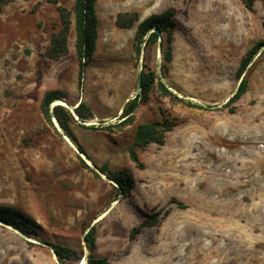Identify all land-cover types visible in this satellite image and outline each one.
Here are the masks:
<instances>
[{
	"label": "rangeland",
	"instance_id": "1",
	"mask_svg": "<svg viewBox=\"0 0 264 264\" xmlns=\"http://www.w3.org/2000/svg\"><path fill=\"white\" fill-rule=\"evenodd\" d=\"M248 1L97 0V49L80 88L74 28L66 56L46 55L61 26L57 6L9 0L0 12V206L20 211L34 228L29 242L0 223V264H59L54 245L81 257L66 264H84L92 227L96 253L111 264H264V46L246 69L249 88L235 113L224 107L239 87L242 59L264 42L262 1L251 9ZM61 3L73 9L74 0ZM169 7L177 10L172 62L165 63L160 38L138 58L137 24L118 28L117 15L137 11L142 21ZM144 58L182 101L155 88L122 125ZM50 90L64 92L68 106L83 101L91 109L86 122H70L89 161L55 116L54 127L43 116ZM166 118L178 126L164 145L138 151V167L129 152L138 126ZM104 166L131 174L126 194ZM156 212L159 223L132 238Z\"/></svg>",
	"mask_w": 264,
	"mask_h": 264
},
{
	"label": "trees",
	"instance_id": "2",
	"mask_svg": "<svg viewBox=\"0 0 264 264\" xmlns=\"http://www.w3.org/2000/svg\"><path fill=\"white\" fill-rule=\"evenodd\" d=\"M48 3L57 6V11L60 17V28L54 32L51 36L49 47L46 50V55L52 60H59L69 53V40L72 33V29L75 31V50L79 58L80 71H79V87L83 85L84 72L87 66L93 59L94 53L97 49L98 41V18L96 12L97 0H74L73 9H69L61 2L62 0H46ZM262 5L264 8V0ZM9 4V0H0V12ZM253 0L247 2V7L252 8ZM176 14L175 7H169L161 13H155L144 20H140V15L137 11L121 12L117 15L115 24L121 29H130L137 24L136 33L134 36V51L138 58L141 57L142 51H146L151 45L156 44L160 38V35L152 32L153 29L158 28L162 36V55L166 64H170L173 60V42L174 34L176 31ZM264 28V21H263ZM264 46V42L258 44L252 48L246 56L242 59V62L238 69V78L242 76L247 67L252 63L254 57L258 54L261 47ZM162 68L167 70V66L163 65ZM164 96H170L173 99H179L175 96L165 84L162 82L161 77L150 68L144 58L141 91L130 100L124 108L121 119L122 125L129 124L134 119V113L138 106L142 103L149 101L152 92L155 90ZM249 88L248 80L246 77L240 83V86L234 96L224 106L229 108L231 113H235L236 107L234 106L241 98L247 93ZM65 94L61 90H50L45 93L42 102V114L45 119L54 127L51 117V104L56 101L65 100ZM186 105L191 108L207 111L209 108L192 103L186 102ZM53 113L57 119L60 127L64 130L65 134L72 140L74 144L78 146V149L85 154L84 148L78 143L76 136L70 127V122L74 121L73 114L62 105H56L53 108ZM76 115L80 120L86 122L92 117V111L89 106L81 101L75 109ZM178 122L173 119L166 118L162 122L145 123L138 126L133 145L130 147V157L134 163L140 168L143 164L140 161L138 151L144 150L151 144L164 145L166 134L173 131ZM94 127L92 126L91 129ZM109 128V127H108ZM106 128V129H108ZM82 163L88 168L85 161L80 158ZM103 174H106L108 178L114 181L119 190L123 193H127L133 186L134 180L131 174L127 170L120 172H111L106 166L100 168ZM171 203H176L180 208H185V205L177 199H172ZM167 213V212H166ZM161 212H156L150 215L139 226L134 227L130 235L132 238H136L141 231L146 227H153L159 223ZM0 221L10 224L28 236L31 235L34 223L29 218L22 214L20 211L14 209L11 206H0ZM96 240L97 231L96 227H92L85 235L86 247L89 251L87 256V264H111L109 259L102 257L96 253ZM55 253L58 259L66 264L67 261L72 258L81 259L75 250L62 245H54Z\"/></svg>",
	"mask_w": 264,
	"mask_h": 264
},
{
	"label": "water",
	"instance_id": "3",
	"mask_svg": "<svg viewBox=\"0 0 264 264\" xmlns=\"http://www.w3.org/2000/svg\"><path fill=\"white\" fill-rule=\"evenodd\" d=\"M152 32H155V33H157V34L160 35V40H159L160 45H159V48H160V50H161V42H162V39H161V33H160V30H159L158 28H155V29L152 30ZM143 52H144V51H142V53H143ZM159 65H160V64H159ZM142 72H143V64L141 65V67H140V69H139V73H138V80H137V87H136L138 93L141 91ZM161 72H162V69H161V66H159V73H161ZM245 74H246V70L244 71V73H243L242 76L240 77V83H241V81L243 80ZM163 83L165 84V86H166V87H167V88H168L173 94H175V95H179L175 90L172 89V87L170 86V84H169L167 81L163 80ZM240 83H239V86H240ZM238 88H239V87H238ZM237 90H238V89H237ZM236 92H237V91H236ZM62 102H64V101H62ZM64 103H65V102H64ZM54 105H62V106L67 107V108L71 111V113L74 115V117H77V118H78V116H77L76 113H75V109H76V107H78L79 104H78L77 106H75V107H74V106H68L66 103H65V105L54 103ZM123 111H124V110H123ZM123 111H122L121 113H123ZM51 115L54 117V113H53V111H52ZM54 120H55V123L57 124V126H59L58 123H57L56 118H55ZM64 136H65V138L71 143L70 139H69L66 135H64ZM71 144H72V143H71ZM76 149H77V148H76ZM77 151H78V154H79V155H80L85 161H89L88 158L86 157V155H85L84 153H82L79 149H77ZM97 170H98V169H97ZM97 172H99V170H98ZM99 174L102 175L101 172H99ZM1 222H2V221H1ZM3 223H4V222H3ZM4 224H6V226H7L10 230L14 231V232L17 233L18 235H20L22 238H24L25 240H27V241L30 242V240H31L30 236H28L27 234H25L24 232H22L21 230H19L18 228L14 227V226H12V225H10V224H7V223H4ZM51 250H52V252L54 253V255L57 257V255H56V253H55V249H54L53 246L51 247ZM87 250H88V249H87ZM87 256H88V255H86V256L84 257V259H83V261H85L86 264H87ZM58 263H59V264H63L60 260H58Z\"/></svg>",
	"mask_w": 264,
	"mask_h": 264
},
{
	"label": "bare ground",
	"instance_id": "4",
	"mask_svg": "<svg viewBox=\"0 0 264 264\" xmlns=\"http://www.w3.org/2000/svg\"><path fill=\"white\" fill-rule=\"evenodd\" d=\"M57 104H63V105H65V103L64 102H62V101H60L59 103H57ZM0 223H3V222H1L0 221ZM4 224V223H3ZM6 225V224H5ZM84 264H86V262L84 261Z\"/></svg>",
	"mask_w": 264,
	"mask_h": 264
}]
</instances>
